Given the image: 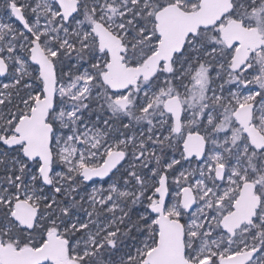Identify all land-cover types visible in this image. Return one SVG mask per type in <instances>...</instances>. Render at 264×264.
<instances>
[{"label": "snow or ice", "instance_id": "snow-or-ice-1", "mask_svg": "<svg viewBox=\"0 0 264 264\" xmlns=\"http://www.w3.org/2000/svg\"><path fill=\"white\" fill-rule=\"evenodd\" d=\"M0 264H264V0H0Z\"/></svg>", "mask_w": 264, "mask_h": 264}]
</instances>
